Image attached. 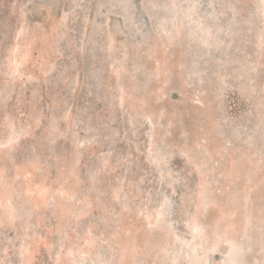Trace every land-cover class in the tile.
Segmentation results:
<instances>
[{
  "label": "rangeland",
  "instance_id": "1",
  "mask_svg": "<svg viewBox=\"0 0 264 264\" xmlns=\"http://www.w3.org/2000/svg\"><path fill=\"white\" fill-rule=\"evenodd\" d=\"M0 264H264V0H0Z\"/></svg>",
  "mask_w": 264,
  "mask_h": 264
}]
</instances>
